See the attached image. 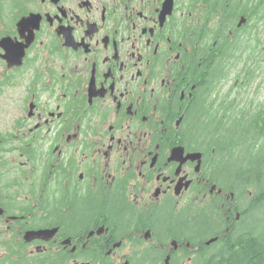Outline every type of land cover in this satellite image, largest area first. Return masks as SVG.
<instances>
[{"label":"flooded vegetation","instance_id":"obj_1","mask_svg":"<svg viewBox=\"0 0 264 264\" xmlns=\"http://www.w3.org/2000/svg\"><path fill=\"white\" fill-rule=\"evenodd\" d=\"M241 3L0 0V109L13 111L0 126V264H107L68 221L141 233L123 262L163 264L155 233H186L178 212L225 197L181 131L196 68L241 38ZM99 206L118 207L99 215L112 223L92 222Z\"/></svg>","mask_w":264,"mask_h":264},{"label":"trees","instance_id":"obj_2","mask_svg":"<svg viewBox=\"0 0 264 264\" xmlns=\"http://www.w3.org/2000/svg\"><path fill=\"white\" fill-rule=\"evenodd\" d=\"M241 2L248 24L242 28L240 39L226 42L222 51L208 60L204 72L196 68L197 95L181 131L185 143L209 156L212 181L225 192V197H214L207 204L196 203L185 215L186 212H178L186 233H158L182 244V255H172L176 264H264V102L252 104L250 100L240 106V91L232 94L233 88L241 89L252 82L255 74L247 71L245 82L233 84L222 97L217 95L218 85L231 72L229 64L242 59V38L250 39L264 29V0ZM237 75L239 79L240 74ZM117 208L109 206L105 210L99 206L88 213L98 216L92 222L107 224L112 223L110 218L100 220L99 215H113ZM76 225H80L77 230L83 238L88 234L86 230L96 228L90 221H68V229L73 230ZM207 231L212 233L200 237L199 233ZM159 235L155 239L163 245ZM213 237L217 240L207 245ZM101 238L103 241L96 237L91 242L96 240L92 245H98L104 253L107 246L122 238L133 241L134 247L142 242L141 233H106ZM164 249L158 251L162 261L166 257Z\"/></svg>","mask_w":264,"mask_h":264},{"label":"rangeland","instance_id":"obj_3","mask_svg":"<svg viewBox=\"0 0 264 264\" xmlns=\"http://www.w3.org/2000/svg\"><path fill=\"white\" fill-rule=\"evenodd\" d=\"M264 24V23H262ZM261 24V25H262ZM258 39H260L259 43ZM242 49L244 48V52L242 54V59L237 62H231L229 65L231 67V72L226 76V78L218 85V92L220 97H222L228 89L235 83L239 82H245L247 79V73L250 71L255 74V79L252 82H249V84L243 86L241 89L235 87L232 90V94L236 93L237 91H240L239 100H241V105L248 103L250 100H252V104L257 103H263L264 102V29L261 31H257L255 36L248 39V38H242L240 41ZM248 71V72H247ZM237 74H240L239 79H237ZM233 96V95H232ZM12 109L8 107H3L0 109V126L3 129H9L10 128V122L12 118ZM200 156V152H198ZM9 161H11V158H8ZM214 198V197H212ZM211 198V199H212ZM245 203V201L243 202ZM0 227L3 228V224L0 223ZM212 232L207 233H199L200 237H206L210 235ZM158 233H155V236H158ZM149 236V235H148ZM160 237V242L165 246V249H169L172 244L169 238ZM162 240V241H161ZM173 242V241H172ZM176 243V242H175ZM133 241L126 242L124 246L120 244L118 247L111 248V251L108 252V257H106V260H110L114 263H123V259L128 255V253L132 252L134 249H132ZM180 246L182 244H179ZM173 247V246H172ZM173 248H178V252H181L182 248L180 249L178 245H176ZM177 251V249L175 250ZM108 258V259H107ZM85 259H79L77 263H74L70 260V262H67L66 264H81L82 261ZM84 264V263H82ZM183 264V263H182Z\"/></svg>","mask_w":264,"mask_h":264},{"label":"water","instance_id":"obj_4","mask_svg":"<svg viewBox=\"0 0 264 264\" xmlns=\"http://www.w3.org/2000/svg\"><path fill=\"white\" fill-rule=\"evenodd\" d=\"M244 20H241V22H243ZM3 214V210L0 208V215ZM56 229H45V230H39V231H30L27 232V234H25V239L27 241H30L33 238H39V237H47L50 235V232H54ZM92 233H90L91 235ZM217 237H213L211 238L209 241L206 242L207 245L211 244L213 241H216ZM176 241H173L172 244L175 246L177 243H175ZM118 244V243H117ZM120 244V242H119ZM169 258L170 256L167 255L166 259H165V264H170L169 263ZM124 264H128L127 262H125Z\"/></svg>","mask_w":264,"mask_h":264}]
</instances>
